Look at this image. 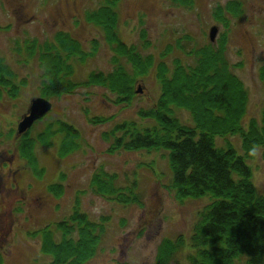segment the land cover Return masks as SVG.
Segmentation results:
<instances>
[{
    "label": "rangeland",
    "instance_id": "obj_1",
    "mask_svg": "<svg viewBox=\"0 0 264 264\" xmlns=\"http://www.w3.org/2000/svg\"><path fill=\"white\" fill-rule=\"evenodd\" d=\"M231 0H194L190 9L172 5L169 0H115L112 7L118 16L117 35L127 46H134L141 55L157 57L163 47L182 35H189L197 45L208 42L209 30L216 27V39L227 33V58L232 72L247 93L243 122H259L264 102V81L259 69L264 63V0H238L242 13L228 18L224 29L213 17L214 7ZM104 0H0V58H3L17 77L23 81L15 98H0V173L7 169L18 172L22 195L18 198L0 192V254L3 264H49L41 253L38 234L43 228L67 220L77 205L90 221L109 216L106 234L96 256L87 264H155L156 248L164 240L178 236L188 238L197 214L210 203L209 198L198 200L175 199L168 190L171 174L167 154L159 152H119L107 154V143L101 135L115 125L136 122L147 126L138 111L156 104L159 86L154 72L139 79L130 105H116L114 97L100 88L78 89L71 95L45 99L51 111L28 131L27 138L37 139L47 127L57 129V122L70 126L79 134L74 141L77 149L67 155L60 152L62 136L56 134L49 146L36 144V165L28 166L19 153L15 136L17 125L26 115L30 102L41 98L37 60L25 63V42L51 40L58 32L68 33L89 52L91 41L97 39L99 48L93 57L76 66L73 79L84 80L91 72H108L111 56L103 44L100 32L86 22L85 13L96 9ZM144 31L148 48L139 40ZM19 49V51H17ZM174 116L190 124L185 111L175 110ZM111 118L103 125H93L88 119ZM230 142L240 152V139H215L217 147ZM11 163L10 165H8ZM251 169L255 192L264 196V148H257L253 159L246 162ZM115 173L119 185L128 186L136 180L142 196V206L123 207L105 201L89 190V181L98 169ZM63 176V178H62ZM127 178L129 180H127ZM60 183L61 196L48 187ZM1 191V189H0ZM183 262V256L178 257Z\"/></svg>",
    "mask_w": 264,
    "mask_h": 264
},
{
    "label": "trees",
    "instance_id": "obj_2",
    "mask_svg": "<svg viewBox=\"0 0 264 264\" xmlns=\"http://www.w3.org/2000/svg\"><path fill=\"white\" fill-rule=\"evenodd\" d=\"M114 1L104 0L85 13L86 22L97 28L103 44L110 49L108 72H91L80 82L73 79L75 67L96 54L97 39L91 41L89 52L65 32L56 33L51 40L24 43L26 56L22 60L25 63L26 58L36 59L41 72L40 97L49 100L71 95L78 89L100 88L114 97L116 105L127 106L136 95L137 81L153 71L159 86L156 104L138 111L140 120L149 124L138 127L134 121L125 122L102 133L101 138L108 145L106 152L164 151L171 174L167 188L175 199H210L198 212L188 238L178 236L158 244L155 264H264V196L255 192L246 163L253 159L257 148H264V102L259 122L250 120L245 125L247 93L228 61L226 31L213 43L208 39L203 45L182 35L167 43L157 57L141 55L136 47L119 39ZM169 1L185 9L194 3ZM241 13L238 0L217 5L212 12L224 29L228 28V18H237ZM139 40L143 48L149 47L144 31H140ZM259 76L264 81V63ZM24 82L17 81L14 71L0 58V98L17 97ZM175 110L189 114L190 124L181 123L174 116ZM110 120L88 119L93 125ZM56 125L55 131L49 126L37 139L27 138L33 126L20 136L15 132V136L23 138L19 153L28 166L36 165L35 145L49 146L56 134L62 136V155L77 149L74 141L79 139L78 132L61 122ZM227 137L240 139V152L230 142L216 146L215 139ZM101 169L88 184L93 195L123 207L142 206L136 180L127 178L128 186H120L115 173ZM48 190L61 196L63 186L53 184ZM108 222L109 216L90 221L76 205L67 220L38 232L41 253L49 258V264H87L98 253ZM179 256H183V262H179Z\"/></svg>",
    "mask_w": 264,
    "mask_h": 264
},
{
    "label": "water",
    "instance_id": "obj_3",
    "mask_svg": "<svg viewBox=\"0 0 264 264\" xmlns=\"http://www.w3.org/2000/svg\"><path fill=\"white\" fill-rule=\"evenodd\" d=\"M217 33L218 30L216 27H212L209 30L208 39L211 43L215 41ZM135 93L136 95L141 94V88L138 87ZM50 110L51 104L47 100L43 98L33 99L30 102L26 115L22 117L17 125V135L20 136L27 132L35 122L45 117L50 112Z\"/></svg>",
    "mask_w": 264,
    "mask_h": 264
},
{
    "label": "flooded vegetation",
    "instance_id": "obj_4",
    "mask_svg": "<svg viewBox=\"0 0 264 264\" xmlns=\"http://www.w3.org/2000/svg\"><path fill=\"white\" fill-rule=\"evenodd\" d=\"M9 163L8 165H10ZM0 189L6 196L18 198L22 193L18 184V172L15 170L7 169L5 172L0 173Z\"/></svg>",
    "mask_w": 264,
    "mask_h": 264
}]
</instances>
